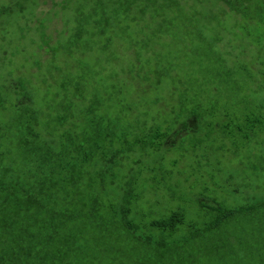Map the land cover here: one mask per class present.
<instances>
[{"label":"trees","instance_id":"16d2710c","mask_svg":"<svg viewBox=\"0 0 264 264\" xmlns=\"http://www.w3.org/2000/svg\"><path fill=\"white\" fill-rule=\"evenodd\" d=\"M18 1L0 9L2 23L16 28H9V44L29 33L37 52L25 62L14 49L24 64L0 83V264H92L95 246L113 264L116 255L122 264H264V200L229 209L207 189L198 199L204 219L194 223L178 209L140 223L128 202L135 169L174 148L175 134L195 137L185 149L190 156L201 155L199 136L211 139L216 128L223 142L264 137V0H216L212 8L182 0H64L56 3L65 21L56 39L36 8L26 12L36 0ZM46 55L52 60L41 75L35 60ZM94 59L114 71L98 73V84L84 75ZM19 68L25 72L15 76ZM198 83L211 87L202 91ZM173 87L166 111L161 91ZM214 90H224L226 112L206 106ZM75 102L90 107L83 112ZM101 171L131 179L122 210L100 209L108 186ZM77 187L92 197L77 195ZM97 217L102 225L94 227ZM113 230L128 237L125 244L111 246Z\"/></svg>","mask_w":264,"mask_h":264},{"label":"rangeland","instance_id":"374dc122","mask_svg":"<svg viewBox=\"0 0 264 264\" xmlns=\"http://www.w3.org/2000/svg\"><path fill=\"white\" fill-rule=\"evenodd\" d=\"M38 1L39 0H36L31 5H27L26 12L34 11L36 8L39 19L46 18V34L52 35L53 38L56 39L57 36L65 30V21L63 16L61 14L56 16V12L58 10L61 11L56 3H62L64 0H40L39 5ZM182 1L183 4L186 2L188 6L195 3L197 8H201L203 6L212 8L217 3L216 0ZM13 3L14 0H0V9L7 5H12ZM92 3L93 2L87 1L85 5H87L88 8V5ZM92 8H95V5ZM214 10L216 12L218 11V9ZM87 13L90 14L91 12L88 11ZM3 18L4 17H0V59H3L4 62L0 69V83L6 82V79L9 78L8 74H11L15 67H20L24 64L23 59L19 58L20 56H14V49L22 51L25 62L26 59L31 58L37 52V48L33 44V39H35L36 35L30 37L29 33H26L23 38L20 37V39L16 40V46L12 47V45L9 44L11 39L9 38L10 36L8 31L9 28L12 30H15L16 28L9 23H2L4 20ZM203 31H201V33H203ZM222 34H227V32H223ZM259 35L262 36L263 32L259 33ZM21 38L23 39V42L26 43L25 49L19 47L22 41ZM219 45L227 47V43L225 41H222ZM4 47L10 49L8 60L4 59L5 52L2 49ZM96 57L99 60H103L97 54ZM49 60H52V57L50 59V56L47 55L41 58L37 57V60H35V62L40 61L41 75L47 72V68L50 65ZM94 60L92 69H86L84 71V75L86 78L92 77L95 80L97 78V74L104 71V68H108V65L105 62H98L96 59ZM85 62L87 64L90 63L88 60H85ZM117 67L119 71L122 69L120 66ZM14 72L15 76H18L24 73L25 70L24 68H19L15 69ZM104 72V76L114 74V71L110 70ZM92 74L95 75L96 78H94ZM244 75L245 73L241 72L238 77L242 78ZM100 76L101 75H99L96 79V84L99 83V80H101L100 78H104L103 76ZM198 84L202 91H205L203 89L204 87H211L206 83H204L205 86L200 83ZM107 85L110 86L109 84ZM179 86L180 87H178V89L181 88V85ZM146 88L151 93L154 92V89L149 85L146 86ZM83 90L86 91L87 89L84 88ZM173 91H175L174 87L161 91L163 99L162 102H164L162 104L166 111L171 110V106L167 102L168 97L171 96L170 93ZM223 91L224 90H222L221 93ZM99 93H102L101 89L99 86H96V94ZM221 93L215 90L214 92L210 91V95L206 93L208 98L205 102L206 106L210 103L211 107L213 105L218 107V112L219 110L226 112L228 106L226 105L225 100L228 99ZM177 94L180 97L181 93L179 94L177 91ZM244 94V96L247 95V93ZM246 97H250V101L254 100L251 96ZM131 99L133 101L132 97ZM73 105L81 107L83 112H86L90 107V105H85L84 103H82V105H78L76 102ZM183 106L185 108L186 105ZM143 110H146L145 107ZM160 110L163 111L161 106L159 108H154L153 112L156 114V112ZM230 111L231 109L228 112ZM178 113H180L178 110H175L174 114L169 113L168 120H171V122L174 121V117L177 116ZM152 116L156 115L152 114ZM212 121L218 123V117H216L215 120L212 119ZM240 122L244 121L240 120ZM124 128L128 127L124 126ZM148 128H150V125ZM219 131L220 129L216 128V131L214 132L215 134H209V136H213L211 139H206V137H203L202 135L199 136L197 143L202 141V143L199 144V150L201 151L200 156H190L189 154L185 155V149L188 147V143H192L195 139L193 135H191V139L186 142L185 140L187 135H178L176 137V134H172L174 135L173 138L175 140L174 148L170 151L155 152V155L157 156L155 162L153 157L151 158L150 163L139 165L135 169V172L137 173L131 184L133 185L132 187L134 188L135 195H133L128 201L131 207L130 217L137 222L147 223L151 220V217L156 216L157 212L163 214L162 212L168 210L172 214L174 209H178L179 212L184 214L186 222L194 223L202 221L204 219V212L201 210V202L198 199L204 190L207 189L214 191V196H217L219 201L225 204L229 209H234V207L239 208L242 205H249L253 203H257V205H259V203L264 200V137H257L256 135L249 133V136L246 139L239 136L234 140L223 142L221 137L218 135ZM207 132L208 131L206 130V133ZM178 159L180 160V163L177 167H175L176 164L174 162ZM153 169L155 170L153 171ZM96 173L97 180H99V170H97ZM101 174L105 181L107 180L108 186L106 188L101 187L102 194L100 200L102 203L100 209L106 210L108 206L109 208L113 206L116 210H122L123 206L120 201L122 196L125 194L123 193L124 188L127 187V182H130L131 179H126L125 171L121 172L117 179L108 177L104 172ZM163 188H165L164 192ZM85 189H78L77 187L74 190L79 196L87 198L92 197L85 191ZM152 191H154V195L152 194ZM103 214H105V212ZM102 215H99V217ZM101 220L102 218H93V226L96 227L98 224L102 225ZM89 231L92 230L90 229ZM155 231L158 232L157 230ZM186 233L185 226H182L180 235L183 236ZM243 234L244 233H242V235ZM119 235L120 234L115 230H113L112 234L109 235L110 244L111 246H114V248L118 247L120 241L125 244V240L128 239L127 236L120 237ZM91 239L92 238L88 234L85 235L84 240L90 241ZM91 243L96 245L95 242ZM111 249L113 250V248ZM94 250L96 257L91 262L92 264H113V257L107 258L103 255L101 252L103 249L100 246L99 248H96L95 246ZM115 259H117V264H122L121 255H116Z\"/></svg>","mask_w":264,"mask_h":264}]
</instances>
